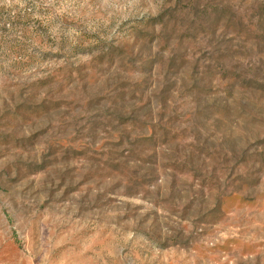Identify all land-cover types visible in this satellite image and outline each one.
I'll list each match as a JSON object with an SVG mask.
<instances>
[{"label":"rangeland","instance_id":"rangeland-1","mask_svg":"<svg viewBox=\"0 0 264 264\" xmlns=\"http://www.w3.org/2000/svg\"><path fill=\"white\" fill-rule=\"evenodd\" d=\"M0 264H264V0H0Z\"/></svg>","mask_w":264,"mask_h":264}]
</instances>
